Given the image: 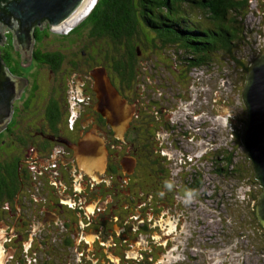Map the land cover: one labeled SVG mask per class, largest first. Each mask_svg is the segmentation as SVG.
I'll use <instances>...</instances> for the list:
<instances>
[{
	"label": "flooded vegetation",
	"instance_id": "obj_1",
	"mask_svg": "<svg viewBox=\"0 0 264 264\" xmlns=\"http://www.w3.org/2000/svg\"><path fill=\"white\" fill-rule=\"evenodd\" d=\"M48 29L44 24L36 30ZM53 33L67 39L60 31ZM7 37L10 48L5 47ZM42 39L37 37L27 59L11 34L0 43L5 67L20 83L11 115L0 125V264H123L131 252L132 264H137L147 247L136 245L138 238L149 236L145 224L154 210L168 208L166 201H150L159 184L154 181L159 164L142 142L146 134L138 118L143 106L131 86L138 75L145 77L144 72L128 54L105 61L99 51H44L37 46ZM26 61L35 65L30 81L19 71ZM97 66L106 69L112 85L133 106L122 130H115L95 110L89 72ZM39 69L51 77L45 88ZM64 74L71 78L76 107L69 105L68 83L67 89L61 87ZM85 141L104 148L101 167L79 164L84 156L79 142ZM215 171L210 169L212 177ZM190 183L183 188L195 187L196 182Z\"/></svg>",
	"mask_w": 264,
	"mask_h": 264
},
{
	"label": "rangeland",
	"instance_id": "obj_2",
	"mask_svg": "<svg viewBox=\"0 0 264 264\" xmlns=\"http://www.w3.org/2000/svg\"><path fill=\"white\" fill-rule=\"evenodd\" d=\"M235 1L245 5L235 17L241 37L231 58L213 56L211 62H199L191 67L181 62L184 68L178 71L173 65L156 63L152 53L136 57L137 68L145 76V80L138 75L131 82L138 103L143 106L138 125L146 134L143 144L147 145L154 163L159 164L154 174V181L159 184L150 201L168 204L167 209L154 210L155 215L145 224L149 236L135 242L140 244L138 247L143 243L147 246L141 250L137 264H264V228L254 213L260 189L239 141L246 117L241 101L245 70L264 50V0ZM186 13L200 18L202 25L211 21V11L207 8H186ZM86 16L87 10L82 18ZM79 19L82 20L79 17L69 28L61 30L60 35L67 39L60 40L48 29L43 31L45 35L37 46L65 54L83 49L89 53L99 51L101 56L111 54L110 42L106 38L90 37L86 27H80L78 34L69 33L80 26L83 20ZM1 34L10 33L2 28ZM184 50L186 57L194 55ZM34 70L32 62L27 68L19 67L29 81ZM38 71L39 82L45 88V82L51 80L50 74ZM62 77L61 87L65 89L69 85L66 88L69 105L76 107L71 78L67 74ZM142 79L146 84L140 83ZM163 107L166 109L162 110ZM163 111L167 113L164 115ZM226 158L232 165H225ZM174 165L179 169L174 170ZM211 168L216 170L214 177ZM190 182H196L195 187L185 190L184 183ZM153 232L158 236L151 238ZM144 239L147 242H138ZM129 255L131 258L123 264H132V252Z\"/></svg>",
	"mask_w": 264,
	"mask_h": 264
},
{
	"label": "water",
	"instance_id": "obj_3",
	"mask_svg": "<svg viewBox=\"0 0 264 264\" xmlns=\"http://www.w3.org/2000/svg\"><path fill=\"white\" fill-rule=\"evenodd\" d=\"M91 2L92 0H0V43L5 37L1 34V29L6 28L15 47L27 59L37 40L36 29L45 24L52 32H61L69 28L86 7L88 14L92 9ZM142 32L137 55L152 53L156 63L173 65L175 69L184 68L183 58L187 53L183 48L172 43L164 44L161 39L152 35L146 36L144 29ZM24 63L21 68L29 67L31 61ZM89 74L93 79L92 88L97 101L95 110L115 130H122L131 119L133 106L112 85L103 66L93 68ZM19 87V81L12 77L0 56V125L9 119L12 101L16 98ZM241 101L246 117L239 141L250 163L253 178L260 188L254 213L259 225L264 228V52L259 53L247 66ZM79 146L84 153L82 160H79L80 165L91 167L98 164L101 167L104 164L106 152L100 144L95 146L92 142L85 141L79 142Z\"/></svg>",
	"mask_w": 264,
	"mask_h": 264
},
{
	"label": "trees",
	"instance_id": "obj_4",
	"mask_svg": "<svg viewBox=\"0 0 264 264\" xmlns=\"http://www.w3.org/2000/svg\"><path fill=\"white\" fill-rule=\"evenodd\" d=\"M134 3L140 11L137 12ZM244 5L235 0H97L80 26L69 33L78 34L80 27H86L90 37L106 38L110 42L112 51L108 56L128 54L135 58L144 29L164 44L172 43L193 52L192 57L183 58L184 65L191 67L199 62L205 63L209 56H223L225 60L232 57L236 41L241 37L235 26V17ZM186 8L209 9L211 21L202 25V20L187 14ZM146 13L150 16H145ZM35 33L37 37L45 35L43 30ZM9 39L7 37V48L11 47ZM108 56H104L105 61L110 58ZM114 70L117 72V68ZM225 165H232V162L226 158Z\"/></svg>",
	"mask_w": 264,
	"mask_h": 264
},
{
	"label": "bare ground",
	"instance_id": "obj_5",
	"mask_svg": "<svg viewBox=\"0 0 264 264\" xmlns=\"http://www.w3.org/2000/svg\"><path fill=\"white\" fill-rule=\"evenodd\" d=\"M95 0H92V2H94ZM92 2H91V4H92ZM88 9V7H86L85 9H84V11H83V14H81V16H80V18L83 20L84 18H82L83 17V15H84V13L86 12V10ZM80 20V19H79ZM81 21V20H80Z\"/></svg>",
	"mask_w": 264,
	"mask_h": 264
}]
</instances>
